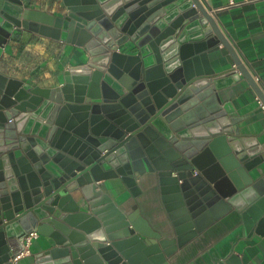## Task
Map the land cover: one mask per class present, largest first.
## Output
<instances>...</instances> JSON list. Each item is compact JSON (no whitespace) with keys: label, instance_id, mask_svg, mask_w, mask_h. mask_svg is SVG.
Instances as JSON below:
<instances>
[{"label":"water","instance_id":"1","mask_svg":"<svg viewBox=\"0 0 264 264\" xmlns=\"http://www.w3.org/2000/svg\"><path fill=\"white\" fill-rule=\"evenodd\" d=\"M11 2L19 12L10 18L13 26L0 33V57L12 32L23 27L86 46L91 55L67 69L64 83L55 87L32 86L0 72V264L10 263L5 254L11 250L10 239L34 227L53 240L42 254L48 264H142L139 256L146 248L167 264L169 240L160 237L139 211L128 214L114 208L113 219L110 206H101L110 201L102 179L121 175L129 184V175L145 169H159L171 177L185 220L197 230L207 223L206 215H218L226 197L238 208L239 202L255 200L256 187L263 193L256 201L263 210L258 214L257 206L247 207L243 216L246 229L253 228L248 213L256 231L262 229L264 188L253 183L248 162L232 154L235 137L204 134L193 152L180 156L170 141L183 147L165 128L173 126L180 103L200 93L195 86L213 80L201 50L224 43L240 63L201 0H124L118 5L111 0H64L67 11L58 17L23 0H5L0 22L8 16ZM203 18L212 32L206 40L182 43L183 65L174 60L158 78L151 75L148 55L175 51L184 25ZM211 34L218 39L212 40ZM186 50L194 59H188ZM174 64L178 65L171 67ZM245 76L263 99L255 79ZM216 88L213 101V95L219 96ZM211 103L203 102L207 114L214 112ZM213 118L206 115L202 120L210 130L208 121ZM202 145L204 149L195 153ZM185 241L179 239L180 244Z\"/></svg>","mask_w":264,"mask_h":264},{"label":"crops","instance_id":"2","mask_svg":"<svg viewBox=\"0 0 264 264\" xmlns=\"http://www.w3.org/2000/svg\"><path fill=\"white\" fill-rule=\"evenodd\" d=\"M4 1L0 0V11ZM123 1L111 0L115 2L113 5ZM201 1L209 10L214 9L213 16L240 59V63L235 67V57L224 43H214L208 47V63L213 70L211 76L214 82L217 83L218 80L222 82V85L216 88L219 96L215 94L214 99L224 107L232 106V115L239 118L236 123L238 131L226 132L229 137L234 136L236 142L241 143V148L233 149L232 154L237 159L242 157L248 162L253 183L259 189H263L264 110L258 101L259 94L245 74L248 73L255 79L264 96V0L230 7L224 6L231 0ZM27 5L57 17L67 11L64 0L27 1ZM194 23L197 21H190L184 25L182 32L180 31L181 41H177L178 44L173 47L175 51L169 50L165 54L162 52L158 54L155 51L150 55L147 53V58L153 62L151 75L158 78L168 67L166 65L174 60H179L183 65L184 60L179 49L182 43L193 44L204 38L198 36L200 35L198 29L196 31L193 29ZM189 50H194V47H190ZM186 52L190 54L188 59H194V54L188 50ZM90 55L91 52L86 46L23 27L21 30L13 31L6 43L0 57V72L24 79L32 86L55 87L64 83L67 69L87 62ZM231 70L234 71L229 72ZM200 94H195L180 103L181 111L173 117V126L171 124L168 126L173 131L177 144L184 149L180 150L175 142L170 141L171 147L180 156H184L185 152H193L197 143L205 139L203 130L206 127L201 118L205 112L197 116L195 121L190 118L191 114L195 115L201 111L199 106L201 103L203 105V102L196 101ZM209 100L215 103L212 98ZM41 127L38 125V128ZM204 147V145L198 147L195 153H200ZM160 154L165 157L162 152ZM165 161L168 162L167 159ZM207 167H211V164H207ZM160 172L159 169L136 172L129 180L130 185L121 175L111 174L110 177L102 179L101 186L108 193L110 201L101 206H110L108 213H111L113 219L117 218L114 208L128 214L139 211L160 237L169 240L167 264H264V226L260 231H256V225L252 230L246 229L243 215L248 204L242 205L240 202L238 205L242 207L238 208L235 204L229 203V198L226 197L216 210L218 215L214 216L213 213L206 215L204 218L207 223L202 230H197L196 225H190L185 220V213L175 190L176 183L169 180L171 177L165 178ZM254 190L258 191L256 187ZM180 238L186 241L180 244ZM52 245V238L40 233L32 244L31 254L21 260L22 264H48L42 254ZM139 261L142 264H163L156 252L148 248L141 250Z\"/></svg>","mask_w":264,"mask_h":264},{"label":"bare ground","instance_id":"3","mask_svg":"<svg viewBox=\"0 0 264 264\" xmlns=\"http://www.w3.org/2000/svg\"><path fill=\"white\" fill-rule=\"evenodd\" d=\"M18 12H19V6L16 5L15 3H12L11 2L9 4L8 11H6V13L8 14V16H5L4 18H2V20L0 22V33L2 31L6 30V26L7 27L8 26L9 27H12L13 26V24L11 22L12 20L10 18L11 17H15L16 18ZM206 20L207 19L203 18L202 21L193 24L194 25L193 26V29L195 31L197 29H198V31H200V35H198V36L199 37H204V38H202L203 41L206 40L205 35L207 33H212V32H210L211 31L210 26H204V23H205ZM211 37H212V40L218 39V37H215L213 34H211ZM205 42H207V41H205ZM205 42H203V43H205ZM204 46H205V44L200 45L199 47H202L203 48ZM201 53L203 54V56L205 57V60L207 62L206 69L212 70V67L208 64L207 52L205 50H201ZM201 53H199V54L197 53V57L198 58H201L203 60L204 57L201 56L202 55ZM183 62H182V64H183ZM182 73H185V70H182ZM178 81H179L180 85L183 84V80L182 79H179ZM220 81L221 80H218V82L216 83L212 79H206L205 81H203V83H202V81L199 82L195 86L196 88H200L201 89V91H200L201 96H200V99L199 100L202 101V102H204V101L209 102V99L212 98V91H213V89H215L216 87H219V86L222 85V82H220ZM172 86L177 88V86H176V84L174 82H173V85ZM213 96L216 98L215 95H213ZM203 105L204 106H203V108H202V110L200 112H198L197 114L195 113V115L194 114H191V117L190 118L192 119V121H195L196 120L195 118L197 116H199L201 113L205 112L206 110H209V108H208L207 105H205V104H203ZM210 107L213 108V111L214 112H208L209 114H207V112H205V113H203L201 115L202 117L200 116L201 118H204L206 115H213L214 116V118L212 120L208 121V124H209V126L212 129L210 130L207 126L204 125L206 127L203 130L204 134H207L208 133L211 136H212L213 133H218L217 135H224V134L228 135L226 133L227 131H234V132H237L238 131V126H237L236 123L239 120V118L236 115H232V113H231L233 111V107L232 106L224 107L223 105H221V103L218 100L215 99V103H213V105H211ZM172 119H173V117H172ZM7 121H9V120H7ZM2 123L4 124V122H2ZM162 124H163V122H162ZM176 125H178V123H176ZM0 127H2V126H0ZM5 128H6V126H5ZM165 128H166V130L170 134H173V131H171L168 127H165ZM1 130H2V128H0V133H1ZM152 131H154V130L152 129ZM229 144H230V142H229ZM231 148H232V150L234 148H241V143L240 142H235L234 143V146H231ZM238 161H239V159H238ZM133 177L134 176L129 175L128 176V179L130 180ZM164 177L165 178H170V176H164ZM252 190H253L252 192H254L255 194H257V196H255V200H251V202H248L247 207H248V209H250L253 206H257V208H258V214H259L263 210V208H261V206H258L256 201H258V200L260 201V199L263 197L262 196L263 193H260L259 190L258 191H255L254 188ZM244 202L245 201H243L241 203L244 204ZM239 204H240V202H239ZM242 205H240V206H242ZM247 207H246V209H247ZM252 221H253V217H252L251 214L248 213V224L250 225V227H253ZM11 251H12V248L9 251V253H5V254H7V258H9V260H10V258L13 255V253Z\"/></svg>","mask_w":264,"mask_h":264},{"label":"built area","instance_id":"4","mask_svg":"<svg viewBox=\"0 0 264 264\" xmlns=\"http://www.w3.org/2000/svg\"><path fill=\"white\" fill-rule=\"evenodd\" d=\"M26 1H39V0H23ZM255 0H231L227 5L224 7H230V6H239L245 3L253 2ZM211 14H214V9L209 10ZM236 67V63L234 64ZM258 101L262 106V109L264 110V100L258 96ZM197 169L194 170V173H197ZM40 236V231L34 227L30 230L26 231L24 235L21 237H13L10 239L9 243L12 248V257L9 261H11L12 264H22L21 260L27 256L30 255L32 252V244L35 239H37Z\"/></svg>","mask_w":264,"mask_h":264},{"label":"rangeland","instance_id":"5","mask_svg":"<svg viewBox=\"0 0 264 264\" xmlns=\"http://www.w3.org/2000/svg\"><path fill=\"white\" fill-rule=\"evenodd\" d=\"M29 2V1H28ZM26 4H27V1L25 2ZM0 210H1V208H0Z\"/></svg>","mask_w":264,"mask_h":264}]
</instances>
